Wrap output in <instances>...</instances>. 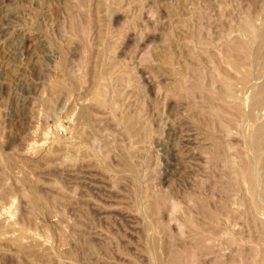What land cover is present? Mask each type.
Instances as JSON below:
<instances>
[{"label":"rangeland","instance_id":"obj_1","mask_svg":"<svg viewBox=\"0 0 264 264\" xmlns=\"http://www.w3.org/2000/svg\"><path fill=\"white\" fill-rule=\"evenodd\" d=\"M246 25L264 0H0V264H264Z\"/></svg>","mask_w":264,"mask_h":264},{"label":"bare ground","instance_id":"obj_2","mask_svg":"<svg viewBox=\"0 0 264 264\" xmlns=\"http://www.w3.org/2000/svg\"><path fill=\"white\" fill-rule=\"evenodd\" d=\"M252 25V24H251ZM246 27H247V25H246ZM254 27V26H253ZM256 29H258V28H256ZM255 29L254 28H252L250 25L247 27V34L248 33H250V36L251 35H253L254 34V38L256 39L255 41H257V43L256 42H253V43H256V45L257 46H259L260 47V43L262 44V42L264 43V28L263 27H261V28H259L258 30H257V33H256V31H254ZM253 39V38H252ZM251 39V40H252ZM255 45V46H256ZM256 46V47H257ZM253 48V46L251 47V50H252V48H253V50L251 51L250 50V52H251V54H252V56H253V59L251 60V59H249V57H248V61L249 60H251L250 62L251 63H249L248 64V61H247V68H250L251 69V73H243V80L247 83L248 82V78H249V75H251L252 77L256 74V75H258L261 71H263L264 70V68H262V66L260 65V64H258V62H256L255 60H257L256 58H258V57H255V55H256V52H258L259 51V49H258V51H257V48ZM258 47V48H259ZM249 52V51H248ZM249 52V53H250ZM260 53V52H259ZM258 53V54H259ZM262 54V53H261ZM260 55V54H259ZM264 55V54H263ZM263 55H262V57H263ZM249 56H250V54H249ZM261 56V55H260ZM264 59V58H263ZM245 61V60H244ZM258 61V60H257ZM262 61V60H261ZM264 61V60H263ZM229 62H230V60H229ZM237 65H238V63H237ZM235 66V65H234ZM238 66H241V65H238ZM237 66V67H238ZM250 66V67H249ZM238 69H239V67H238ZM245 70V69H244ZM247 70V69H246ZM240 75V74H239ZM237 77V76H236ZM251 78V77H250ZM249 78V79H250ZM255 78V77H254ZM257 78V77H256ZM255 78V79H256ZM258 79H259V77H258ZM262 79V78H261ZM251 81V80H250ZM254 81V80H253ZM251 83V82H250ZM260 83V82H259ZM242 84V83H241ZM249 84V82L247 83V85ZM245 85V84H244ZM263 87H264V81H263V83L261 84ZM259 91V90H258ZM262 94V93H261ZM258 97V96H257ZM259 99L260 98H254V102H256V104H257V102L259 101ZM252 105V104H251ZM250 105V106H251ZM258 105V104H257ZM251 109V108H250ZM255 117V116H254ZM246 119H249V122H250V119H252V115L251 114H247L246 115V117H245ZM245 119V120H246ZM256 119V118H255ZM258 119V118H257ZM252 120H254V119H252ZM255 121V120H254ZM258 121V120H257ZM251 123V122H250ZM258 123V122H257ZM251 124H253V121H252V123ZM255 125V124H254ZM253 125V126H254ZM253 128V127H252ZM252 130V129H251ZM259 134H264V123H262V124H259V125H257L254 129H253V131L250 133V135L248 136V147H249V149H251V151L252 152H254L255 153V151L257 150L258 151V145H257V141H258V137L260 138V136H259ZM262 137V136H261ZM263 139V138H262ZM261 139V140H262ZM248 152H250L249 150H248ZM253 154V153H252ZM250 157V156H249ZM257 157V156H256ZM248 160H250V161H245V163L243 164V166H242V170H244V173H245V178H246V181L245 182H247V184H248V189H249V194H250V196L251 197H249L251 200V204H252V206H253V208L258 212V214H259V212H261L262 210H264L262 207H259L258 206V202H256V198L258 197V195H259V183H258V180L256 179L257 177H255L254 175H257V174H255V173H253V171H252V164H253V161L251 160V159H248ZM252 161V162H251ZM263 161V160H262ZM261 161V162H262ZM254 162H256V160L254 161ZM254 165H256V163L254 164ZM262 166V165H261ZM255 167V166H254ZM263 167V166H262ZM254 169H256V168H254ZM239 170V169H238ZM256 172V171H255ZM242 176V175H241ZM242 178L244 179V177L242 176ZM247 192H248V190H247ZM262 201V200H261ZM261 201H259V202H261ZM264 201V200H263ZM262 203V202H261ZM263 206V205H262ZM251 208V207H250ZM254 211V210H253ZM262 217V216H261ZM261 220V219H260ZM191 222V221H190ZM187 223V222H186ZM185 223V224H186ZM263 223V222H262ZM191 225V224H190ZM194 225V224H193ZM262 227H263V225H262ZM202 234V233H201ZM198 235V234H197ZM213 235V234H212ZM199 236V235H198ZM203 236V235H202ZM195 237V236H194ZM200 237V236H199ZM210 238H211V236H209ZM197 240H199V239H197ZM197 245V244H196ZM191 246V245H190ZM233 247V246H232ZM191 252V251H190ZM172 254H174V253H172ZM163 256V255H162ZM166 258H168V257H166ZM183 259V258H182ZM259 259V258H258ZM167 260V259H166ZM176 261V260H175ZM165 262V264H166V261H164ZM164 262H163V260H161L160 261V264H164ZM174 262V261H173ZM183 264V263H182ZM258 264V263H257ZM259 264H261V263H259Z\"/></svg>","mask_w":264,"mask_h":264}]
</instances>
